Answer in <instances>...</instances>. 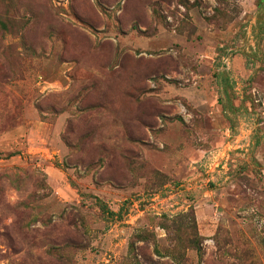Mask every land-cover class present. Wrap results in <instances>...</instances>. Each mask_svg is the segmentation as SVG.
Wrapping results in <instances>:
<instances>
[{
  "label": "rangeland",
  "instance_id": "obj_1",
  "mask_svg": "<svg viewBox=\"0 0 264 264\" xmlns=\"http://www.w3.org/2000/svg\"><path fill=\"white\" fill-rule=\"evenodd\" d=\"M0 264H264V0H0Z\"/></svg>",
  "mask_w": 264,
  "mask_h": 264
}]
</instances>
